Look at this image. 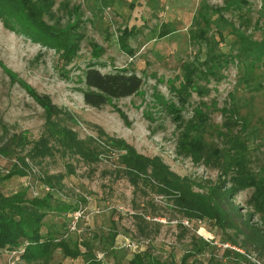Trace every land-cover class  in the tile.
Listing matches in <instances>:
<instances>
[{
  "label": "rangeland",
  "instance_id": "obj_1",
  "mask_svg": "<svg viewBox=\"0 0 264 264\" xmlns=\"http://www.w3.org/2000/svg\"><path fill=\"white\" fill-rule=\"evenodd\" d=\"M55 1L52 15L44 17L42 26L65 32L63 39L48 29H34L45 30L44 34L35 35L0 17V144L5 133L20 134L23 142L16 147L25 156L47 133L49 115L17 81L21 78L62 108L61 113L49 116L56 124L57 136L59 127L73 130L92 153L82 156L70 148L64 149L61 140L53 136L51 144L57 148L54 154L43 159L33 158V153L28 155L31 175L2 181L0 190L11 194L27 187L30 179L62 174V188L53 191V206L82 205L87 210L77 230L69 228L70 215L50 211L45 221L52 228L77 241L83 238L81 235H96L93 248L102 264H129L134 250L126 244L134 242L142 248L143 240H149L148 250L153 256L167 264H180L189 249V239L180 240L182 230L176 225L186 219L171 208L166 198L143 185L136 188L131 184L119 167L120 151L105 143L106 135L124 140L139 154L160 156L180 176L200 183L215 181L217 169L181 152V135L185 125L198 123L197 111L206 114L207 124L213 126L227 117L224 108L235 110L234 103L242 115L253 118V125L259 130L253 139L252 166L255 172L264 174L260 169L264 164V61L257 62L253 79L247 78L246 69L239 62L243 59L249 63L260 45L251 44L246 50L251 58L247 59L235 43L225 44L219 35L220 25L236 36L238 30L250 40L264 42V0ZM133 26V30L129 29ZM71 45H75L76 52L64 49ZM223 45L237 56L222 64L225 67L218 71V79L205 72L200 60L213 46ZM90 63L104 73L135 71L142 76L143 86L135 95L113 99L102 109L88 106L83 92L84 73ZM16 159L0 156V176L7 174ZM37 185L35 193L43 196L48 187L41 179ZM251 193L247 189L237 196V203L248 211L253 210ZM84 198L86 201L81 202ZM148 201L156 204V210ZM141 213L152 224L149 236L138 230L135 215ZM154 222L160 223L158 233ZM198 224L188 226L195 228L199 236L227 239V233L212 230L206 223ZM112 232L118 235L111 246ZM55 262L84 264L82 258H67L60 252L55 253Z\"/></svg>",
  "mask_w": 264,
  "mask_h": 264
},
{
  "label": "trees",
  "instance_id": "obj_2",
  "mask_svg": "<svg viewBox=\"0 0 264 264\" xmlns=\"http://www.w3.org/2000/svg\"><path fill=\"white\" fill-rule=\"evenodd\" d=\"M54 5H56L55 0H0V17L5 18L7 23L13 21L15 25L23 26L25 31L48 29L52 34L61 36L59 39H63L65 32H56L51 27L43 28L42 26L44 17L52 15ZM205 19L207 23H210L209 19L206 17ZM129 29L133 30L134 26ZM45 30L33 34L42 35ZM237 32L238 36L234 35L233 31L219 25L221 40L229 45L235 43L238 51L241 50L247 59L251 58L246 55V50L251 44L260 45L257 55L249 63L243 59L239 61L246 69L247 78L253 79L257 62L264 61V50L262 49L264 42L250 40L244 32L243 34L238 30ZM50 39L54 41L52 36ZM59 39L58 43H60ZM224 46L220 48L213 46L200 60L207 74L214 77L219 76L218 71L221 67L237 56L229 48H223ZM64 49H67V52L77 50L75 45ZM6 72L9 74V70ZM17 81L45 108L47 116L62 112V108L54 104L48 96L38 94L25 80L18 78ZM84 82L86 85V90L83 92L84 102L97 109H102L113 99L133 96L143 86L142 76L135 71L119 69L104 73L94 63H90L86 68ZM233 106L235 110L224 108L223 112L227 114V117L223 123H213V126L207 124L206 114L197 111L198 123L190 122L185 125L181 135L179 146L181 152L195 161H202L203 164L217 169L219 175L215 181L200 183L187 176H180L171 170L160 156L149 157L139 154L124 140L106 135L105 143L120 151L119 167L122 168L123 174L133 186L139 188L143 185L150 188L157 195L166 198L171 208L180 213L190 224L206 223L212 230L227 233V239L215 238L216 241H230L248 252L256 253L264 261V174L255 172L252 166L255 163L252 154L255 149L253 139L259 130L253 125L252 117L242 115L237 105L233 103ZM49 116L46 122L47 133L35 144V148H32L34 150L28 153L29 156L33 153L35 156L33 158L43 159L48 155H53L57 149H54L51 144L53 136H56L55 140H61L59 142L64 149L70 148L82 156L92 153L86 141L80 140L73 130L59 127L57 136L54 131L56 124L50 120ZM3 137L5 139L0 144V156L18 160H15L16 162L7 174L0 176V183L14 176L31 175L26 161L29 156H22L21 149L16 147L23 142L20 134L8 136L5 133ZM212 138L214 140L211 141ZM260 169L264 170V164ZM39 179L46 188L48 187L43 196L36 194L34 190L38 187ZM63 179L62 174L43 175L38 179H30L27 187L11 194L0 190V264H8L11 252L19 249H23L20 264H61L55 262L56 252L62 253L67 258H82L84 264H102L93 248L96 235L93 238L81 235L83 238L77 241L71 236L64 237L59 230L52 228L45 221L50 211H59L70 215L69 228L71 230L74 213L83 210L82 218L84 217L87 208L82 205L53 206V191L56 188H62ZM247 189L252 190L249 198L252 211L246 210L237 203L238 194ZM85 201V198L81 199V202ZM148 205L153 210L157 208L153 201H148ZM135 217L139 221L137 227L140 234L151 235L152 231L149 228L152 224L147 220L146 214H136ZM82 218L78 220L77 227ZM154 223L157 225L156 232L158 233L160 223ZM178 225L182 230L179 235L180 240L184 237L189 239L187 243L189 249L186 250L180 264H204V262L213 260L220 264H244L245 256L241 253L213 245L211 241L196 234L195 228L185 225L183 220L178 221L176 226ZM109 235L112 246L118 234L112 232ZM148 241H142L144 244L142 248L137 244V248L134 249L129 259V264H167L150 254Z\"/></svg>",
  "mask_w": 264,
  "mask_h": 264
},
{
  "label": "built area",
  "instance_id": "obj_3",
  "mask_svg": "<svg viewBox=\"0 0 264 264\" xmlns=\"http://www.w3.org/2000/svg\"><path fill=\"white\" fill-rule=\"evenodd\" d=\"M82 215H83V211L82 210L76 211L74 213V220H73V223L71 225V229L72 230L77 229V222L82 217ZM183 223L185 225L190 224L189 221H187V220H184ZM201 236H203V235H201ZM203 237L205 239L211 241V243L213 245H217L218 247H222L224 249H226V248L227 249H231V250H234L236 252L241 253L242 255L245 256L244 264H264V261L262 259H260L257 256V254L254 253V252H248L245 249H243L242 247L237 246L235 244H231L229 242L216 241L214 236H203ZM126 247H129V248L134 250V249L137 248V244H135L134 242H128L126 244ZM22 252H23V249L12 251L10 256H9V259H8V264H20V262H21V253Z\"/></svg>",
  "mask_w": 264,
  "mask_h": 264
}]
</instances>
